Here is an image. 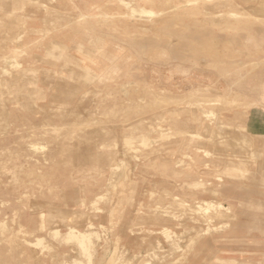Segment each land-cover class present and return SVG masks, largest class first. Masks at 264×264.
<instances>
[{
    "label": "rangeland",
    "instance_id": "1",
    "mask_svg": "<svg viewBox=\"0 0 264 264\" xmlns=\"http://www.w3.org/2000/svg\"><path fill=\"white\" fill-rule=\"evenodd\" d=\"M127 1L45 35L0 0V264H119L135 243L170 264L264 223V0Z\"/></svg>",
    "mask_w": 264,
    "mask_h": 264
},
{
    "label": "crops",
    "instance_id": "2",
    "mask_svg": "<svg viewBox=\"0 0 264 264\" xmlns=\"http://www.w3.org/2000/svg\"><path fill=\"white\" fill-rule=\"evenodd\" d=\"M110 1L112 0H25L27 16L32 19L29 27L45 32L46 35V30L53 25L73 23L81 14L89 15L96 6ZM13 2H8L11 3L10 12L14 8ZM191 235L195 236V233L192 231ZM136 244L121 250L123 262L119 264H144L143 256L148 252L152 253L153 249L158 251V248ZM169 253L170 264H264V223L253 225L241 224L240 220L234 221L228 230L197 240L187 253L174 246L170 247ZM137 255L139 257L136 258ZM153 260V264H158L157 260Z\"/></svg>",
    "mask_w": 264,
    "mask_h": 264
},
{
    "label": "bare ground",
    "instance_id": "3",
    "mask_svg": "<svg viewBox=\"0 0 264 264\" xmlns=\"http://www.w3.org/2000/svg\"><path fill=\"white\" fill-rule=\"evenodd\" d=\"M147 2H149V3H153L152 2V0H146ZM189 1H192V0H189ZM193 1H195V0H193ZM121 2H123V3H125V4H128L129 2L127 1V0H121ZM187 3V2H186ZM178 4V3H177ZM220 3H218V2H216L214 5H219ZM174 5H176L175 3L173 4V5H170V7H173ZM131 9H132V16L133 15H135L136 13H142V16H144V17H147V19L148 20H152V18H153V16H155L156 14H165V12H164V10H155L154 8H151V7H147V5H140V7H131ZM220 12H223V13H220ZM232 13V12H231ZM215 15L216 16H218V17H220L221 15H224V11L223 10H221V9H219L218 11H216V13H215ZM154 24V23H153ZM19 39H21V38H19ZM18 41V40H17ZM113 61H115L116 59H115V57H112L111 58ZM16 65V64H15ZM112 66V67H111ZM80 67H81V65H80ZM82 68V67H81ZM83 69V68H82ZM108 69H110L111 71L112 70H114V72H119V70L120 69H122V66L120 65H118V64H115V63H113V62H111V64H110V67H100V66H98V67H95L94 69H92V70H86V71H84L85 73H87L90 77H93L94 75H96V76H98V78H99V80H107V79H109L110 78V76H106V73L104 72V71H107ZM5 70V69H4ZM113 72V71H112ZM8 75V74H7ZM177 113H179V112H177ZM215 114V113H214ZM38 127V126H37ZM105 130V129H104ZM33 131H34V129H33ZM27 135V134H26ZM33 138V137H32ZM30 139V138H29ZM246 139H248V138H246V136L244 137V140H246ZM248 141V140H247ZM36 144H37V142H36ZM29 145V144H28ZM34 145V144H33ZM34 148H36V146L34 147ZM33 148V146H32V149H34ZM255 156H256V154H255ZM91 157V156H90ZM232 171H234V172H236V173H240V174H242V175H245V173H246V171H248L246 168H243V167H240V168H238V167H236L234 170H232ZM192 183H194L195 185H198V184H201L202 182H196V180H194ZM41 186V185H40ZM42 187V186H41ZM44 187V186H43ZM43 189V188H42ZM214 193H216V195H222V192H221V190L218 188H215V189H211ZM41 191V190H40ZM100 197V196H99ZM97 199V198H96ZM99 200H100V198H98ZM92 202V201H91ZM94 202V201H93ZM85 203V202H84ZM98 203H99V201H98ZM97 203V204H98ZM91 204H93V203H91ZM96 204V205H97ZM94 206V205H93ZM210 206H213L214 207V210H216V208L215 207H219L220 209H229V207H227V205L225 206L222 202H219L218 204L217 203H213V204H211ZM209 206V207H210ZM160 207V206H159ZM210 209V208H209ZM44 215V214H43ZM43 215H42V217H43ZM43 218H45V217H43ZM44 224V223H43ZM43 227V226H42ZM44 228V227H43ZM46 229V228H45ZM41 230V229H40ZM44 230V229H43ZM42 230V231H43ZM60 231V230H59ZM57 229L55 230V232H54V235H55V233L57 234V236H58V234L60 233ZM61 234V233H60ZM92 234H93V232H89V231H79V230H77L75 227H70V230L68 231V235H67V239H73V238H76V239H78L79 240V244H80V246H81V248H83V249H85L86 251L88 250H90L91 251V249L89 248V244H88V242L91 240V236H92ZM53 235V236H54ZM56 236V237H57ZM91 245H92V243H91ZM90 245V246H91ZM93 248V247H92ZM82 249V250H83ZM84 251V250H83ZM87 253V252H86ZM91 254H92V252H91ZM84 255H85V252H84ZM89 255V254H88ZM86 256V255H85ZM92 257V256H91ZM87 258H89L88 256H87ZM89 259H91V258H89Z\"/></svg>",
    "mask_w": 264,
    "mask_h": 264
}]
</instances>
